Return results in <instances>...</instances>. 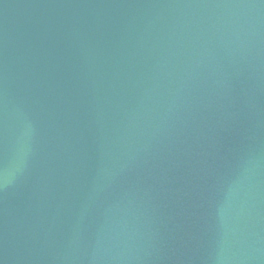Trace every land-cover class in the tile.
I'll return each instance as SVG.
<instances>
[{"label":"water","instance_id":"obj_1","mask_svg":"<svg viewBox=\"0 0 264 264\" xmlns=\"http://www.w3.org/2000/svg\"><path fill=\"white\" fill-rule=\"evenodd\" d=\"M0 264H264V0H0Z\"/></svg>","mask_w":264,"mask_h":264}]
</instances>
